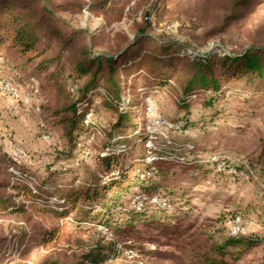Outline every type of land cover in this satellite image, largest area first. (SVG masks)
<instances>
[{"label":"rangeland","instance_id":"374dc122","mask_svg":"<svg viewBox=\"0 0 264 264\" xmlns=\"http://www.w3.org/2000/svg\"><path fill=\"white\" fill-rule=\"evenodd\" d=\"M83 1L103 5V9L87 6L79 15L64 16L75 28L88 29L89 36L99 40L101 50L134 40L142 14L150 7L143 0ZM224 2L162 0L163 7L151 16L150 34L191 44L196 52L222 54V48L237 42L241 24H233L227 34L218 31L213 37H204V32L221 26ZM245 12V33L264 26V2L255 12ZM136 74L139 77L128 82L135 81L137 93L122 98L126 102L137 98L140 106L146 105L134 118L138 129L117 130L110 138L116 114L95 97L83 115L88 130L79 137L76 155L68 159L65 152L71 145L50 115L54 100L40 88L42 77L33 76L32 65L0 52V183L13 175L22 176L39 190L33 197L16 195V203L44 206L46 198L65 196L71 186L89 183L99 170V156L111 152L125 150L131 154L130 161L146 153L145 162L156 160L164 168L163 173L144 180L138 175L145 168L140 162L127 189L115 191L108 203L90 214L97 217L96 223L88 221L80 227L75 221L77 212L64 218H39L38 227L48 230L61 224L64 231L63 241L41 250L39 258L48 254L73 261L74 255H81L99 237L104 242L115 240L120 249L104 264H206L218 256L215 248L223 245L228 260L235 256L240 262L264 264V82L232 81L223 85L211 104L206 94L192 96L183 104L171 89L150 83L143 71ZM183 118L189 123L185 125ZM141 130L144 135L125 146L124 138ZM152 187L157 198L168 205L151 204L148 196L137 193ZM4 192L16 194L11 189ZM141 204L145 207L139 210ZM28 213L34 214L32 208ZM237 216L247 222L246 231L233 236L230 222ZM100 220L107 223L100 224ZM33 227L22 216L0 214V237L7 238L12 253L8 264H34L33 256H20L17 245L11 244L22 229ZM250 239H258L259 245L249 244Z\"/></svg>","mask_w":264,"mask_h":264},{"label":"trees","instance_id":"16d2710c","mask_svg":"<svg viewBox=\"0 0 264 264\" xmlns=\"http://www.w3.org/2000/svg\"><path fill=\"white\" fill-rule=\"evenodd\" d=\"M161 1L143 0L150 2V7L142 14V24L135 32L134 40L101 50L99 40L89 36L88 29L75 28L64 13L79 15L87 6L90 10H102L103 5L96 6V3L83 0H0V52L4 50L15 60H21L23 65H32L33 76L42 77L40 88L50 92L54 100L50 115L64 130L71 145L65 152L68 159L76 155L79 137L88 130L83 115L95 97L102 99L116 114V121L110 125V138L117 130L123 133L125 129H138L134 118L138 116V109L146 105L140 106V99L131 98L126 102L122 97L135 91V81L128 80H136L139 71H143V76L149 77L148 81L153 85L171 89L183 104H188L192 96L203 94L211 104L221 94L223 85L232 81L264 82V26L245 33L247 23L242 22L245 10L255 12L264 0H224L221 3L223 22L219 28L205 31L204 37H213L218 31L227 34L233 24H241L239 39L233 47L222 48V54L196 52L191 44L150 34V19L153 12L163 7ZM183 120L185 125L189 123L188 118ZM143 135L141 130L124 138L123 143L128 146ZM130 155L123 150L99 156V170L93 173L89 183H82L79 188L71 186L61 198L44 199L48 203L44 206L15 202L16 195L33 197L39 194V190L30 186L31 179L13 175L10 180L1 182L0 214L22 216L26 224H34L30 231L22 229L11 243L17 245L20 256H33L34 264H104L109 257L117 255L120 249L115 240L104 242L98 237L85 252L74 255L73 261H62L48 254L39 258L41 250H50L63 241L64 231L61 224L48 230L38 225L39 218H64L73 212H77L75 221L80 227L88 221L96 223L97 217L91 218L90 214L97 206L108 203L115 191L127 189L140 162L145 163V168L138 175L144 180L163 173L164 168L158 161L145 162L146 153L132 161ZM6 189L16 194L7 195ZM137 193L151 197L156 190L144 188L138 189ZM29 208L34 214L28 213ZM99 223L107 222L100 220ZM248 243L259 245L258 239H250ZM226 248V245L215 248L218 256L209 258L206 264H248L235 256L228 260ZM11 254L7 238L0 237V264H8Z\"/></svg>","mask_w":264,"mask_h":264},{"label":"built area","instance_id":"2783aa9c","mask_svg":"<svg viewBox=\"0 0 264 264\" xmlns=\"http://www.w3.org/2000/svg\"><path fill=\"white\" fill-rule=\"evenodd\" d=\"M11 91L15 94L16 90H13V88H11ZM15 174H17V172L15 170H12ZM146 199H148L150 201L151 204H157L160 203L163 206L168 205V202L166 200H159L157 198V196H151V197H147ZM142 203V202H141ZM143 204H141V206H139V210L141 209ZM144 206V205H143ZM247 224V222L245 220H243L240 216H237L232 222H230V229H231V234L233 236L238 235L240 232L245 233V225ZM128 252L133 253V249H130Z\"/></svg>","mask_w":264,"mask_h":264}]
</instances>
